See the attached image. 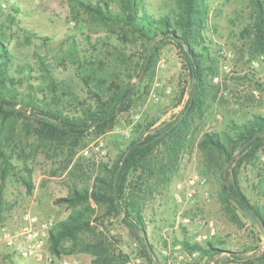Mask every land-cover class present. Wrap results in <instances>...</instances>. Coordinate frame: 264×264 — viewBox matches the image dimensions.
<instances>
[{"label": "rangeland", "instance_id": "374dc122", "mask_svg": "<svg viewBox=\"0 0 264 264\" xmlns=\"http://www.w3.org/2000/svg\"><path fill=\"white\" fill-rule=\"evenodd\" d=\"M203 2L202 39L196 46L206 49L202 107L192 119L187 145L167 172L172 176L169 182L158 181L148 172L131 177V183L135 180L141 190L144 231L137 234L142 243L130 234L124 213L108 212L107 205L89 201L94 209L90 218L93 234L109 247L115 264H247L226 251L247 257L264 249L263 229L248 213L222 202L219 170L210 161L209 152L197 146L203 133L235 136L236 126L264 118V31L253 26L249 0ZM143 8L155 18L173 17L177 12L176 0H144ZM126 30L91 18L72 0H0V35L12 55L9 73L19 100L16 106L4 108L13 114L0 115V149L13 167L1 179L0 159V229L14 228L29 212L52 221L55 232L56 224L72 212L57 200L73 190L97 188L98 180L107 177L130 140L148 128L171 122L182 110L194 86L183 52L172 41L163 40L154 53L145 42L133 43ZM149 52L153 61L141 73ZM37 56L49 73L40 69ZM125 88L131 90L128 106L101 131L94 126L83 135L69 133L42 113L89 123L86 113L97 104L94 93L102 90L103 98H108ZM25 103L36 108L34 113ZM161 152L159 149L150 156L154 157L150 165L154 171H158ZM235 157L241 163L231 168L236 169L241 190L264 213V136L257 151L236 152ZM192 171L207 177L210 196L205 203L193 204L184 215L213 220L217 233L211 243L225 250L222 255L190 252L186 244L206 245L196 241L202 228L184 226L176 219L179 209L172 197L174 183ZM24 180L30 183V190ZM80 237L86 241L92 234ZM64 248L62 257L72 256L76 264H81L83 257L92 264L89 254L72 253L69 242ZM1 250L0 264H34L32 259Z\"/></svg>", "mask_w": 264, "mask_h": 264}, {"label": "trees", "instance_id": "16d2710c", "mask_svg": "<svg viewBox=\"0 0 264 264\" xmlns=\"http://www.w3.org/2000/svg\"><path fill=\"white\" fill-rule=\"evenodd\" d=\"M72 1L95 20L127 28L128 32L127 30L126 32L130 33L132 42L147 43L149 51L157 52L163 40L172 41L183 52L189 75L194 82L180 113L171 122L152 130L148 128L142 135L130 140L108 170L107 177L98 180L100 184L97 188L90 191L73 190L69 196L57 200L58 203L67 205L72 212L66 220L56 224L55 232L50 231V253L61 256L65 252L64 243L69 242L72 253L89 254L92 257V264H115V259L109 253V247L93 234L94 228L90 226V218L94 214V209L89 201L107 205L108 212L113 211L118 215L124 213L123 222L130 234L137 242L142 243V239L137 234L138 231H144L141 190L135 180L131 183V177L138 172H148L151 175L155 174L158 181L169 182L172 176L167 172L175 165L181 149L187 145L186 137L192 119L202 107V60L206 49L202 46L201 50H198L196 46L200 45L202 39L205 4L203 0H176L175 16L163 15L155 18L144 10V0H99L95 3L90 0ZM249 6L254 14L253 26L257 31L263 32L264 0H249ZM37 61L40 69L49 73L42 58L37 56ZM152 61L153 54L149 52L140 66V72H146ZM12 66V55L0 35V115L2 116L13 114L12 111L4 109L6 106L14 107L19 103L18 94L13 87L14 80L9 73ZM25 69L30 71L31 68L26 66ZM104 95L102 90L98 94L94 93L96 109L88 110L86 113L90 124L82 120L59 117L47 111L42 113L48 118L57 120L69 133L83 135L94 126L101 131L113 121L119 110L128 106L131 90L126 88L118 90L108 98H103ZM25 107L32 113L36 109L28 103H25ZM235 129V136L225 133H203L197 146L200 150L209 152L210 161L219 170V196L222 202L225 205L234 204L241 211L248 213L259 223L264 232V213L243 193L237 181L236 169L231 168L233 164L238 168L241 163L236 160V152L240 155L245 152L252 154L262 145L264 118L255 117L254 120L236 126ZM159 149L162 150L160 153L162 157L157 164L155 163L158 171H154L150 168L154 157L150 156ZM0 159L1 179H5L13 167L7 154L1 149ZM138 179L142 177L138 176ZM24 182L30 190V183L26 180ZM2 202L0 192V214ZM87 233L92 234V237L84 241L80 236ZM186 247L190 252H198L205 256H218L225 251L215 247L211 240L207 241L205 246L186 244ZM226 253L237 261L244 259L247 264H264V249L259 255L247 257L236 251L227 250Z\"/></svg>", "mask_w": 264, "mask_h": 264}, {"label": "built area", "instance_id": "2783aa9c", "mask_svg": "<svg viewBox=\"0 0 264 264\" xmlns=\"http://www.w3.org/2000/svg\"><path fill=\"white\" fill-rule=\"evenodd\" d=\"M209 196L207 177L196 171L174 183L172 197L179 209L176 219L184 226L194 224L202 228L196 237L198 243H206L216 236L215 223L201 216L186 217L184 212L195 203L207 202ZM52 227V221L39 219L29 212L24 213L14 228L0 229V253L1 248H5L22 259L45 261L47 264H76L72 256L62 257L50 253L49 236Z\"/></svg>", "mask_w": 264, "mask_h": 264}, {"label": "crops", "instance_id": "0c3cea01", "mask_svg": "<svg viewBox=\"0 0 264 264\" xmlns=\"http://www.w3.org/2000/svg\"><path fill=\"white\" fill-rule=\"evenodd\" d=\"M33 261H34V264L39 263V262H37V261H35V260H33ZM87 261H90V260H89V259L87 260V259L81 257V264H87ZM79 263H80V261H79Z\"/></svg>", "mask_w": 264, "mask_h": 264}, {"label": "water", "instance_id": "95a60500", "mask_svg": "<svg viewBox=\"0 0 264 264\" xmlns=\"http://www.w3.org/2000/svg\"><path fill=\"white\" fill-rule=\"evenodd\" d=\"M225 252V251H224Z\"/></svg>", "mask_w": 264, "mask_h": 264}]
</instances>
